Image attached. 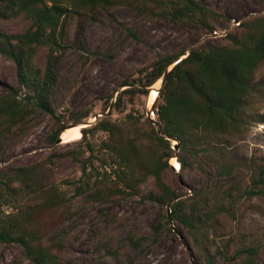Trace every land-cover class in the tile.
<instances>
[{
  "label": "trees",
  "instance_id": "16d2710c",
  "mask_svg": "<svg viewBox=\"0 0 264 264\" xmlns=\"http://www.w3.org/2000/svg\"><path fill=\"white\" fill-rule=\"evenodd\" d=\"M120 6L129 7L135 18L162 17L177 24L192 21L209 33L216 30L210 19L228 18L196 0H0L1 17L21 16L29 21L20 33L0 31V54L15 63L19 84L0 95V162L5 163L0 168V244H19L33 264H62L55 250L62 247L63 239L54 229L67 219V200L54 180L52 167L64 157L80 168L76 184L67 183L74 184L76 196L105 200L123 193L139 194L140 186L151 179L155 190L142 196L167 205L178 196L163 178L175 153L165 137L169 136L179 144L176 155L180 167L195 165L204 176L203 184L192 195L171 203L169 215L195 241L201 256L196 263L215 264L219 255L221 264H256L257 246H232V240L227 239L211 253L208 237L234 213L241 198L264 196V161L236 162L227 154L228 141L246 123L256 72L264 63V14L241 22L239 32H227L226 43L198 44L187 55V50H180L151 62L145 86L161 78L175 58L186 55L166 73L154 103L162 135L150 118L145 120L148 129H143L140 118L128 114L123 122L101 119L90 128H81L85 140L75 154L51 151L31 164L6 163L13 139L28 125L31 115L35 111L53 112L49 100L66 50L85 52L83 23L101 21L105 15L131 35L126 22L115 15ZM75 17L78 21L68 43L69 26ZM40 48L47 51L43 67L34 61ZM120 98L119 93L117 100ZM88 115L87 111L79 115L75 123ZM64 128L65 123L59 120L47 137L50 143ZM97 130L106 132L108 138L100 144L86 140L87 133ZM239 167L247 170L246 184L236 178L226 187H210L213 180L227 179ZM129 242L137 247L139 240L129 237ZM106 253L117 258L116 251Z\"/></svg>",
  "mask_w": 264,
  "mask_h": 264
},
{
  "label": "rangeland",
  "instance_id": "374dc122",
  "mask_svg": "<svg viewBox=\"0 0 264 264\" xmlns=\"http://www.w3.org/2000/svg\"><path fill=\"white\" fill-rule=\"evenodd\" d=\"M213 11L228 18L210 19L217 33L239 32V24L264 14L262 0H196ZM116 17L131 30L115 25L102 15L101 21L88 20L83 23L81 42L85 52L68 48L58 67V81L50 97L53 112L35 111L28 125L14 139L6 154V163L11 165L31 164L43 159L49 152L77 153L83 137L81 128L96 124L101 119L123 122L128 114L140 118V127L148 129L146 118L156 119L155 99L151 92L157 91L161 78L145 86L150 64L157 57L187 50L204 43H226V34L212 36L199 24L187 21L173 23L162 17L135 18L129 7L115 9ZM78 18L69 26L68 43L73 37ZM239 22L238 24H236ZM29 25L21 16H0V31L20 33ZM46 49L40 48L35 55V64L44 66ZM256 83L250 104L245 113L246 123L241 131L230 138L227 145L228 158L264 161V63L258 68ZM126 82L127 85H123ZM15 63L0 54V95L9 88H18ZM24 90L20 91L23 96ZM121 95L118 101V95ZM157 94V92H156ZM157 99V97H156ZM89 112L88 117L75 123V119ZM67 128H76L80 137L71 141L61 138L51 142L47 138L58 121ZM87 122L86 124H80ZM80 124V125H79ZM78 125V126H73ZM108 134L95 131L86 134V140L100 144ZM57 140V139H56ZM174 146V140H170ZM173 158L179 147L174 149ZM163 172L164 180L178 196L185 198L193 194L204 182L203 173L195 166L175 169L171 165ZM95 165L97 161H94ZM5 164L0 162V168ZM203 166L206 167L205 162ZM54 180L66 198V220L57 225L54 234L63 239V245L55 252L62 264H200L201 256L196 250L192 236L186 228L170 219L167 205L157 204L145 197L155 190L151 179L140 186L139 194L123 193L105 200H97L86 194L76 196L74 184L79 178V165L64 157L52 167ZM212 172V167H208ZM238 178L247 183V170L237 168L227 179L217 178L211 188H223ZM223 225L209 234L211 253L221 247L225 240L232 246L251 244L259 248L256 264H264V196L243 197L237 202L234 213L226 216ZM129 237L139 240L137 247ZM116 251L117 258L106 253ZM215 264H221L216 255ZM0 264H33L17 243L0 244Z\"/></svg>",
  "mask_w": 264,
  "mask_h": 264
},
{
  "label": "water",
  "instance_id": "95a60500",
  "mask_svg": "<svg viewBox=\"0 0 264 264\" xmlns=\"http://www.w3.org/2000/svg\"><path fill=\"white\" fill-rule=\"evenodd\" d=\"M239 22H237L236 24H238ZM226 34V31L225 32H223V33H217V32H213V34H212V36H222V35H225ZM189 53V51H187V53H186V55ZM186 55H181V56H179V57H177V58H175L166 68H165V72H164V74H163V76L161 77V85H160V87H159V89L157 90V92L159 93L160 91H161V89H162V87H163V85H164V82H165V76H166V73L173 67V65L180 59V58H183V57H185ZM155 101H156V98H155ZM150 120L153 122V124L156 126V130H157V132L160 134V135H162V133H161V130H160V124H159V122L156 120V119H154V118H150ZM80 124H86V125H88L87 124V122H84V123H80ZM79 124V125H80ZM73 126H77V125H73ZM67 128V127H66ZM66 128H64V129H66ZM63 131H60V133H59V136H58V138H57V140H56V142H60V141H62V139H61V133H62ZM166 137V139H168V140H174V141H176L175 142V144H174V146H172V148L173 149H177L178 147H179V144H178V142H177V140H175V139H173V138H171V137H169V136H165ZM170 158H173L172 156L170 157ZM181 198V196H177L174 200H178V199H180ZM173 200V201H174ZM173 201H171V202H169L168 204H167V213H168V216L170 215V206H171V203L173 202Z\"/></svg>",
  "mask_w": 264,
  "mask_h": 264
},
{
  "label": "bare ground",
  "instance_id": "6f19581e",
  "mask_svg": "<svg viewBox=\"0 0 264 264\" xmlns=\"http://www.w3.org/2000/svg\"><path fill=\"white\" fill-rule=\"evenodd\" d=\"M157 92V91H156ZM155 91H152L151 92V96H150V100L153 101L157 95H158V92L156 94ZM78 126V125H77ZM61 136V135H60ZM80 137V132L76 129V128H66L63 130L62 132V138L65 140V141H71V140H74V139H78ZM61 138V139H62ZM171 165L175 168V169H178L179 168V161L175 158H172L171 159Z\"/></svg>",
  "mask_w": 264,
  "mask_h": 264
},
{
  "label": "built area",
  "instance_id": "2783aa9c",
  "mask_svg": "<svg viewBox=\"0 0 264 264\" xmlns=\"http://www.w3.org/2000/svg\"><path fill=\"white\" fill-rule=\"evenodd\" d=\"M214 32H216V31H214Z\"/></svg>",
  "mask_w": 264,
  "mask_h": 264
}]
</instances>
